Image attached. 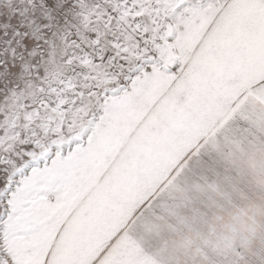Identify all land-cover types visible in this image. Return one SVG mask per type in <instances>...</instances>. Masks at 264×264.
Wrapping results in <instances>:
<instances>
[{
	"label": "snow or ice",
	"instance_id": "obj_1",
	"mask_svg": "<svg viewBox=\"0 0 264 264\" xmlns=\"http://www.w3.org/2000/svg\"><path fill=\"white\" fill-rule=\"evenodd\" d=\"M0 264H264V0H0Z\"/></svg>",
	"mask_w": 264,
	"mask_h": 264
},
{
	"label": "rangeland",
	"instance_id": "obj_2",
	"mask_svg": "<svg viewBox=\"0 0 264 264\" xmlns=\"http://www.w3.org/2000/svg\"><path fill=\"white\" fill-rule=\"evenodd\" d=\"M20 18L15 15H12L10 12H5L0 14V41L5 38V34L11 35L13 31L19 26ZM2 47V43H0Z\"/></svg>",
	"mask_w": 264,
	"mask_h": 264
}]
</instances>
